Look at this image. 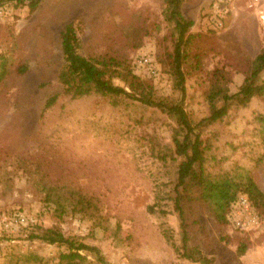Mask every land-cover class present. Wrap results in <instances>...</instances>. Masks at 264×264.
I'll return each mask as SVG.
<instances>
[{
	"label": "rangeland",
	"instance_id": "obj_1",
	"mask_svg": "<svg viewBox=\"0 0 264 264\" xmlns=\"http://www.w3.org/2000/svg\"><path fill=\"white\" fill-rule=\"evenodd\" d=\"M215 1L180 4L183 16L193 21L188 49L199 55L181 63V85L170 56L177 33L164 19L161 0H41L34 12L26 2L0 6V69L5 63L8 70L0 80V264H67L60 259L67 253L64 245L39 238L50 228L95 247L107 264H264V220L250 205L237 202L226 226L217 224L203 203L187 204L185 251L198 250L206 261L198 260L197 253L195 260L181 257L163 236V229H169L181 246L180 219L171 200L180 162L172 137L181 131L180 124L160 108L134 100L96 93L69 99L60 95L57 80L63 65L60 32L74 22L79 24L81 56L100 66L114 58L112 68L148 81L153 99L182 107L193 125L201 122L195 131L209 145V172L243 167L264 193L255 119L264 116V96L232 106L222 121L204 125L210 113L204 96L214 71L226 72L234 93L248 62L264 50V18L259 15L264 16V0L258 9H248L245 0H227L222 28L213 22ZM141 53L152 57L156 75L149 77L134 64ZM112 80L126 88L119 78ZM54 94V103L44 107ZM40 185L91 196L97 211L61 214ZM157 194L164 215L148 209L157 207ZM14 213L28 223L8 224ZM221 237L230 243L223 244ZM240 239L248 246L243 255L236 254ZM81 254L86 257L82 264H101L92 252Z\"/></svg>",
	"mask_w": 264,
	"mask_h": 264
},
{
	"label": "trees",
	"instance_id": "obj_2",
	"mask_svg": "<svg viewBox=\"0 0 264 264\" xmlns=\"http://www.w3.org/2000/svg\"><path fill=\"white\" fill-rule=\"evenodd\" d=\"M41 0H0V6L11 3L15 7H20L26 2L28 11L34 12ZM183 0H161L164 7V19L173 25L177 33V40L170 56L173 62V72L178 79V85L183 82L181 63L187 57L198 59L197 51L190 53L189 43L191 34L188 33L193 21L186 19L180 8ZM79 24L70 22L65 24L60 32V53L63 58V65L60 68L57 80L61 85L60 95L69 99L85 97L93 93L116 98H125L130 101H137L141 104L160 108L169 117L174 118L182 127L180 132L173 135V152L180 162L176 170V183L172 207L173 211L180 219L179 229L181 232L180 247L174 242V236L169 229H163V236L181 257L195 260L194 254H198V260L206 261L204 255L196 250L195 252L185 251L184 244L188 240V227L190 222L185 217V206L193 201L203 203L215 222L221 226L229 224L228 213L231 206L238 199L239 195L245 196L249 205L256 212L257 216L264 220V193L256 183L250 172L243 167H234L231 171L212 173L205 167L206 153L209 148L208 143H203L200 133L196 132L199 122L193 125L188 119L185 111L178 105H167L161 101L153 99L152 89L147 80L140 79L139 76L130 72L117 71L112 68L115 65L114 58L109 57L103 65H96L90 59L78 53L80 49V39L78 35ZM5 63L0 69V80H2L8 70ZM25 68H19L22 74ZM264 50H260L248 62V68L242 83L234 93L229 92L231 79L221 70H215L211 85L204 96L209 104L210 113L204 119V125H213L222 121L228 114L232 106L235 108L247 105L252 97L262 99L264 96ZM119 78L126 84L125 87L115 85L112 78ZM57 94L48 97L44 102V107H50ZM221 103L220 106H217ZM255 119L259 124V134L261 139V156L256 159L257 163L264 161V116L256 115ZM44 190V197L47 201L55 205L56 210L61 214H73L88 216L97 211V205L91 196H85L77 191H70L66 194L51 190L50 187L41 186ZM160 196L155 195L157 207L149 206L152 212L158 209L161 214L165 210L159 204ZM28 223V222H27ZM195 220H192V224ZM46 243H56L64 245L67 253H61V261L67 264H82L86 257L81 252H92L101 264H107L98 249L93 246H86L80 242L65 238L64 235L55 228L45 231L40 237ZM229 237H221L223 244L230 243ZM248 246L242 239L236 243V254L243 255Z\"/></svg>",
	"mask_w": 264,
	"mask_h": 264
},
{
	"label": "built area",
	"instance_id": "obj_3",
	"mask_svg": "<svg viewBox=\"0 0 264 264\" xmlns=\"http://www.w3.org/2000/svg\"><path fill=\"white\" fill-rule=\"evenodd\" d=\"M227 0H216L213 4V7L215 8V16H214V24L218 28H222L225 24V20L228 13V7L225 6ZM262 0H245L244 5L248 9H258L260 7ZM260 12V11H259ZM260 18L263 19V14H259ZM134 64H136L137 67H140L143 74H146L147 76L151 77L157 74V69L155 64L153 63L152 57L148 56L146 53H141L139 55H136L134 58ZM238 199L235 201V203H240L244 207H248V201L247 198L243 195H239L237 197ZM8 224H21L24 225L27 223V220L25 216L14 213V215H10L8 219Z\"/></svg>",
	"mask_w": 264,
	"mask_h": 264
}]
</instances>
